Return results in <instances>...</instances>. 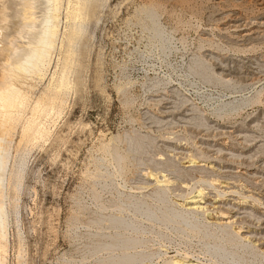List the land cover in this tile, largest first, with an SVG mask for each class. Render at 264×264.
Returning <instances> with one entry per match:
<instances>
[{
	"label": "rangeland",
	"instance_id": "rangeland-1",
	"mask_svg": "<svg viewBox=\"0 0 264 264\" xmlns=\"http://www.w3.org/2000/svg\"><path fill=\"white\" fill-rule=\"evenodd\" d=\"M28 1L24 3L25 15L32 13L24 15L22 40L26 38V44L38 32L44 7L41 0ZM215 1L99 0L93 5L78 45L63 111L42 120V126L48 128L46 139L18 147L16 136L11 145L10 164L16 161L21 182L16 185L14 180L5 200L8 242L1 253H5L4 264H82L93 260L90 244L105 239L96 234L112 232L107 223L95 222L99 216L117 212L123 199L156 203L157 187H146L149 183L143 171L153 168L175 179L160 186L166 188L171 205L201 187L213 189L215 176L205 169H187L190 158L201 164L212 162L217 168L224 166L223 170L248 171L250 178L244 174L246 177L240 176L237 182H242L246 191L253 188L246 196L251 193L256 197L246 203L264 210V39L252 45L236 39L233 29H220L217 14L237 3L224 0L218 5ZM252 5L241 8L250 15L262 12ZM149 8L157 13L168 47L152 32L145 16ZM63 19L61 16V29ZM195 58L207 62L216 73L221 63L240 75L233 78L231 87L206 82L190 71ZM57 61L56 50L47 76L33 83V99L48 85ZM233 96L247 102L236 110L218 112ZM168 106L173 110L170 114ZM198 113L206 122L203 126L194 122L193 115ZM132 136L143 139L140 152L130 150ZM116 154L124 156L122 163L116 161ZM240 198L241 202L246 199L244 195ZM140 233L148 263L162 264L175 255L200 257L210 263L201 234L159 224ZM252 257L247 254L245 264H251Z\"/></svg>",
	"mask_w": 264,
	"mask_h": 264
},
{
	"label": "bare ground",
	"instance_id": "bare-ground-1",
	"mask_svg": "<svg viewBox=\"0 0 264 264\" xmlns=\"http://www.w3.org/2000/svg\"><path fill=\"white\" fill-rule=\"evenodd\" d=\"M41 1L44 7L40 23L37 21L38 32L26 44L24 42L26 38L22 40L26 27V22H24L25 0H0V264H4L5 253H1L5 252L8 242V211L5 200L8 195V189L14 180L16 185L21 182V171L20 168L16 167V161H12L14 162L13 165L12 163L10 164L11 145L16 136L18 147L23 144H35L41 139L43 140L47 135L48 128L45 129L42 126V120L63 111L66 101L65 97L68 94L67 90L71 88L69 77L74 64H76L80 38L85 32L91 8L99 0ZM235 1L237 3L236 6L223 9L224 11L218 13L217 18L215 17L220 29H233V35L236 39L252 45L262 38L264 39V0ZM215 2L218 5L225 3L224 0H216ZM248 4L250 6L253 4L262 12L257 13L254 8L256 11L255 15H252V13L251 15L250 13L247 14L242 8L247 7ZM33 6L31 5L30 7ZM61 16H64L63 20L65 21L63 29L60 28ZM145 16L150 21L154 36L161 41L163 47H168L169 39L158 22L157 13L149 8L146 10ZM28 22L30 23L31 20ZM34 25H32L33 29H35ZM56 50L58 51V61L53 73L51 71L50 81L44 90L33 99L31 95L35 87L33 83L38 80L41 81L47 76ZM206 63L200 58H195L190 65V71L198 74L206 82H221L224 86L231 87L233 86L232 82H234L233 78L240 75L237 70L221 63H216L218 75L226 77L221 78ZM245 101L246 99L244 98L233 96L232 100L220 105L218 112L236 110ZM181 102L184 103L183 101ZM168 108V113H172V108L170 106ZM193 116L195 124L203 126L206 123L203 115L201 116L198 113ZM220 128L226 127L222 126ZM204 129L206 128L204 127ZM226 134L228 133L226 132ZM143 142L141 137L132 136L130 138V150L140 152L143 148L142 145H144ZM147 142L151 144V141ZM115 159L118 163H122L124 156L116 154ZM188 162L187 169H205L206 172H209L208 175L211 172L216 177H213L215 183H211L212 177H209L210 183L214 185V187L210 185L213 189L207 186L205 188L201 187L192 191L188 196L186 195L187 197L184 196L185 198L181 195L183 199L177 198L178 200H175L171 205L170 201L167 203L166 188L164 190L160 186L169 185L175 182L173 181L175 179L173 178L172 180L168 174L156 172L153 168L152 170L143 171V177L146 179L144 181L149 183V186L146 187L150 188L153 185L157 187L155 193L157 196L154 198L156 203L154 201L150 203L147 200L123 199L117 205V212L99 216L95 222L98 225L107 223L112 232L105 234L96 232V235L103 236L105 239L94 240L90 244L89 253L94 259L92 258L93 260L88 262L83 261L82 264H151L147 262L148 251L143 248L138 234L155 227L156 224H159L160 227L162 225H168L169 227L173 225L178 231L201 234L205 254L211 257L210 260H207L210 263H204L199 260L200 257L195 259L189 255H175L165 260L162 264H245L247 262V254H253L250 260L251 264H264V219H261V214L264 216V210L259 207H252L248 204L249 202L246 203L248 198L256 197V195L252 196L250 193L246 196L247 192L249 193L253 188L250 191H246L241 187L243 185L241 184L242 182L240 185L237 182L238 178L245 176L244 174L250 178V173L248 171L242 173L240 171L232 172L229 169L223 170L224 166L217 168V166L213 165L214 163H209L208 161L209 164H201L202 162H198L193 158L188 159ZM15 168L18 169L17 172H15ZM235 168L237 169V167ZM205 171L204 173H206ZM252 177L254 178L255 175ZM254 183L256 185V182ZM16 185L14 187H17ZM254 188L256 189V186ZM160 191L162 192L159 193ZM259 192L261 193V190ZM238 195H244L246 201L243 200L241 202V196L239 197ZM254 216H256L255 220H253ZM102 252L104 254H100Z\"/></svg>",
	"mask_w": 264,
	"mask_h": 264
}]
</instances>
